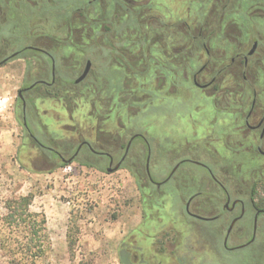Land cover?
<instances>
[{"label":"flooded vegetation","instance_id":"obj_1","mask_svg":"<svg viewBox=\"0 0 264 264\" xmlns=\"http://www.w3.org/2000/svg\"><path fill=\"white\" fill-rule=\"evenodd\" d=\"M44 4L57 9L54 22L39 16L24 27L11 24L12 9ZM0 14V69L15 59L29 66L17 99L35 85L53 84L66 114L89 122L90 138H75L65 159L34 137L23 117L50 164L71 159L107 175L125 172L153 188L156 222L163 221V201L180 200L188 218L221 224L225 250L252 245L257 235L264 247V0H0ZM17 32L24 46H12ZM10 48L16 50L8 54ZM166 101L189 111L177 117V145L149 144L145 124L121 140L119 131L132 130L123 122L128 104L143 103L146 113ZM161 159L170 164L162 176Z\"/></svg>","mask_w":264,"mask_h":264},{"label":"rangeland","instance_id":"obj_2","mask_svg":"<svg viewBox=\"0 0 264 264\" xmlns=\"http://www.w3.org/2000/svg\"><path fill=\"white\" fill-rule=\"evenodd\" d=\"M12 10L11 24L16 23L20 27L39 16H46L49 22L57 18V9L48 4L37 9L28 7L17 14H13ZM2 18L0 24L4 21ZM54 26L53 23L48 24V28L52 29L50 32H54ZM11 43L16 47L26 44L21 32L15 34ZM15 50L10 48L8 54ZM24 67L28 70L27 62L15 59L0 70V79L4 78L10 86L1 105L5 109L0 110V236L7 232L1 223L2 217L7 214L4 208L6 200L32 194L34 199L30 211L45 214L52 242L49 240L50 252L40 264H76L81 258L93 259L95 264H112L117 257L116 247L122 242L139 247L141 251L137 253V260L143 258L151 264H157L159 260L163 264H264V247L259 235L254 244L227 251L222 247L224 232L219 228L221 224L200 223L188 218L183 213L184 202L180 200L163 201L166 206L162 213L164 216H161L163 221L156 222L157 213L151 207V195L148 194L153 192V188L147 184L142 187L135 184L132 178L124 177L125 172L107 175L83 167L76 161L65 162L63 167L59 163L50 164L46 159L49 156L36 146L25 131L23 112L30 131L44 144H48L49 136L70 145H74L76 139L88 140L91 136L89 122L80 117L72 119L56 99H37V92H31L30 100L23 109L17 92ZM171 102L166 101L146 113L140 112L143 103L128 104L123 122L127 127L131 122L132 130L119 131L121 140H127L129 134L142 133L145 124L149 144H152V139L165 146L176 144L177 117L189 111L184 104ZM79 113L85 117L86 108L82 110L80 106ZM170 113L171 120H165L166 114ZM110 126L116 130L119 128L118 125ZM167 134L171 136L169 143L164 139ZM172 137L176 138L175 141ZM67 157L64 156L65 159ZM184 167L195 176L202 174L199 168L191 165ZM169 169L170 164L161 159L156 172L162 176ZM140 173L143 174L142 168ZM151 173H154L153 169ZM143 192L150 197L144 196ZM203 215L206 216L205 213ZM183 224L184 227L181 226ZM70 228L71 232H75L71 238L77 240L73 259L61 243ZM182 228L185 232H176ZM84 234L95 235L99 249L90 251L86 239L82 238ZM160 236V241H156L155 238ZM146 237H153V240H146ZM2 254L3 251H0V264H6L7 259Z\"/></svg>","mask_w":264,"mask_h":264},{"label":"trees","instance_id":"obj_3","mask_svg":"<svg viewBox=\"0 0 264 264\" xmlns=\"http://www.w3.org/2000/svg\"><path fill=\"white\" fill-rule=\"evenodd\" d=\"M22 56L19 54L13 58ZM31 92L38 93L37 99H56L59 94V89L53 84L51 86L35 85L22 94L23 100H20L21 104L24 103L27 106ZM23 117L27 122L25 114H23ZM48 147L59 153L63 158L65 155L69 158L74 152L70 143L66 141L58 142L53 136H49L48 138ZM58 165L63 167L65 164L59 163ZM80 165L85 167L89 166L86 163ZM97 169L103 171V168L98 167ZM33 199L34 196L32 194H27L25 196L7 199L4 203L7 214L2 217L1 223L7 232H4L0 236V251H3L2 255L7 259L6 264H40L39 262L45 259L50 252L45 216L42 213L38 214L30 211ZM73 233L75 232H71V228L66 233L70 259L74 258L73 252L77 241L71 238V234L73 235ZM139 250V248L133 246L131 243H120L117 248L118 264H148L137 260ZM77 264H95V262L90 258H81Z\"/></svg>","mask_w":264,"mask_h":264},{"label":"crops","instance_id":"obj_4","mask_svg":"<svg viewBox=\"0 0 264 264\" xmlns=\"http://www.w3.org/2000/svg\"><path fill=\"white\" fill-rule=\"evenodd\" d=\"M2 69L3 68H1L0 70H2ZM9 87H10L9 86V83H7L4 80V78H1L0 79V110L1 109H5V107L4 106L1 107V105H2L3 101L6 100L4 97L6 96V94H8V91L7 90L9 89ZM44 216H45V214H44ZM91 224H89V225H91ZM46 229H47V220H46ZM66 233H67V230H66V232L64 234L63 241L61 243H62V247L63 248H66L67 247V252H68V245H67ZM47 234L49 236L48 230H47ZM82 238H85L86 239L87 245L90 248V251H96V249H99V247L97 246V244H98V238L95 235L93 236L91 234L90 235L84 234L82 236ZM49 240H50V236H49ZM50 243H52L51 240H50ZM52 247H53V244H52ZM116 248H118V247H116ZM112 264H118L117 257L114 260H112Z\"/></svg>","mask_w":264,"mask_h":264},{"label":"water","instance_id":"obj_5","mask_svg":"<svg viewBox=\"0 0 264 264\" xmlns=\"http://www.w3.org/2000/svg\"><path fill=\"white\" fill-rule=\"evenodd\" d=\"M87 69H88V68L85 69V71H84V73L82 74L81 78L84 77V75H85L86 72H87ZM17 96L21 98V93H20V91H18ZM70 161H71V159L68 160V162H70ZM117 168H118V166H116L113 170H107V172H112V171L116 170ZM232 225H233V223L231 224V226H230V228L228 229L227 233H229V231H230Z\"/></svg>","mask_w":264,"mask_h":264}]
</instances>
